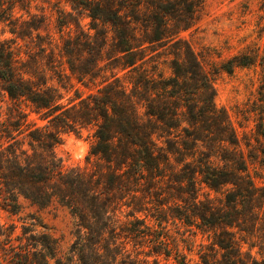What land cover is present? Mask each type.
Segmentation results:
<instances>
[{"label": "trees", "instance_id": "1", "mask_svg": "<svg viewBox=\"0 0 264 264\" xmlns=\"http://www.w3.org/2000/svg\"><path fill=\"white\" fill-rule=\"evenodd\" d=\"M199 1L68 0L77 30L63 38L62 55L0 42L10 102L0 121V208L17 216L23 201L59 204L76 220L65 256L35 215L21 235L15 223L0 224V264H163L160 256L188 264L164 231L170 221L212 232L203 264H264V186L249 167L264 165V119L256 145L243 148L202 53L182 37ZM14 8L0 0V22ZM162 55L169 75L157 70ZM256 63L241 54L220 69ZM84 130L92 132L87 166L67 170L56 148L63 134Z\"/></svg>", "mask_w": 264, "mask_h": 264}, {"label": "rangeland", "instance_id": "2", "mask_svg": "<svg viewBox=\"0 0 264 264\" xmlns=\"http://www.w3.org/2000/svg\"><path fill=\"white\" fill-rule=\"evenodd\" d=\"M199 5L193 27L183 32L182 37L197 53H202L203 64L212 73L216 105L228 112L242 147L245 148L247 142L256 145V127L260 118L264 119V92L260 89L264 69L261 66L264 60V0H200ZM14 6V16L0 22V42L11 41L15 47L22 46L23 51L32 49V53L48 54L52 51L57 56L62 55L63 38L69 34L75 36L77 30L74 21L67 17L72 12L68 0H14ZM89 22L86 16L81 18L85 30ZM241 54L253 56L257 59L256 65L238 67L231 74L220 69L224 62ZM146 59L151 70V50ZM155 60L158 72L169 75V58L162 55ZM77 87L88 92L79 85ZM74 94L75 91H71L69 96ZM9 106L7 96L0 89V121L8 118ZM31 119L37 118L32 116ZM91 144L90 130L81 134H63L62 144L56 152L62 158L64 168L87 166ZM249 167L256 183L264 186V165L254 162ZM22 204L23 209L17 216L0 208V224L15 223L18 226L16 233L21 235L25 219L31 222L29 215H35L56 240L59 255L65 256L75 241L76 220L70 211L59 204L45 209L32 207L24 201ZM150 222L151 226L155 224ZM164 231L188 264H203L201 255L210 253L212 232L203 233L179 221H170ZM129 249L134 250L132 245ZM154 257L148 260L152 262ZM139 258L143 260L145 256ZM158 258L163 264H175L174 257L168 260L165 256Z\"/></svg>", "mask_w": 264, "mask_h": 264}]
</instances>
